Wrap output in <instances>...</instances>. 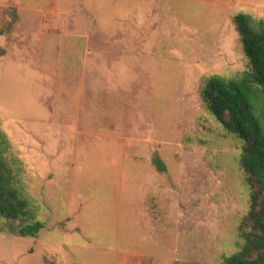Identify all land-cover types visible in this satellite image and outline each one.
I'll list each match as a JSON object with an SVG mask.
<instances>
[{"label": "rangeland", "instance_id": "obj_1", "mask_svg": "<svg viewBox=\"0 0 264 264\" xmlns=\"http://www.w3.org/2000/svg\"><path fill=\"white\" fill-rule=\"evenodd\" d=\"M264 0H0V122L38 238L0 264H221L251 188L207 79L248 70ZM160 163V166L156 164Z\"/></svg>", "mask_w": 264, "mask_h": 264}, {"label": "trees", "instance_id": "obj_2", "mask_svg": "<svg viewBox=\"0 0 264 264\" xmlns=\"http://www.w3.org/2000/svg\"><path fill=\"white\" fill-rule=\"evenodd\" d=\"M235 23L245 35L249 68L237 79H207L200 95L224 129L244 142L239 166L251 188L250 208L239 225V249L221 264H264V21L240 16ZM22 173L0 122V234L36 239L45 224L25 195Z\"/></svg>", "mask_w": 264, "mask_h": 264}]
</instances>
